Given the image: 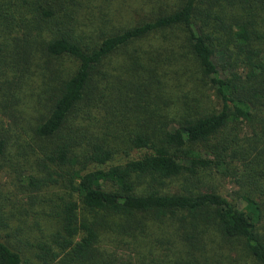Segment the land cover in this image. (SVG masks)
<instances>
[{"label":"trees","instance_id":"1","mask_svg":"<svg viewBox=\"0 0 264 264\" xmlns=\"http://www.w3.org/2000/svg\"><path fill=\"white\" fill-rule=\"evenodd\" d=\"M116 3L0 0V264H264V0Z\"/></svg>","mask_w":264,"mask_h":264},{"label":"rangeland","instance_id":"2","mask_svg":"<svg viewBox=\"0 0 264 264\" xmlns=\"http://www.w3.org/2000/svg\"><path fill=\"white\" fill-rule=\"evenodd\" d=\"M111 3L117 5L116 0H111ZM116 5H114V7H111V8H115ZM122 14H124V11H122ZM124 15H126V13ZM0 180L5 181L6 179L0 176ZM237 188L238 187L235 181L232 179H225L219 182V191L222 194L228 196L229 198H233L235 196L238 190ZM20 198H22L21 195H19L17 198H14V200L19 201L21 200ZM40 217H41L42 227L45 229H50V222L44 216L36 214V213H34L32 216L28 218L27 226L30 225L31 227H33L34 218L38 220ZM24 227H26V225ZM25 232L31 236L37 235V232H35V229L31 231L28 227L25 228ZM111 242L113 241L109 240L108 238H105L103 239L101 243L103 254L104 256H106V259L109 260L108 264H135V257H134L135 248L133 247V245L125 244L122 246L118 245L117 247H115V245ZM225 264H245V263L242 261H236V260L229 259Z\"/></svg>","mask_w":264,"mask_h":264}]
</instances>
